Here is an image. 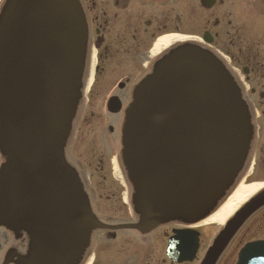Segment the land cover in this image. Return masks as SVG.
Wrapping results in <instances>:
<instances>
[{"label": "water", "instance_id": "obj_1", "mask_svg": "<svg viewBox=\"0 0 264 264\" xmlns=\"http://www.w3.org/2000/svg\"><path fill=\"white\" fill-rule=\"evenodd\" d=\"M84 33L76 0H8L0 17V226L26 234L22 264H74L97 225L62 156ZM246 138L242 103L214 59L197 48L165 59L137 86L122 129L136 227L196 221L234 175ZM263 204L264 192L232 219L204 264ZM176 235L183 241L189 232Z\"/></svg>", "mask_w": 264, "mask_h": 264}, {"label": "flooded vegetation", "instance_id": "obj_2", "mask_svg": "<svg viewBox=\"0 0 264 264\" xmlns=\"http://www.w3.org/2000/svg\"><path fill=\"white\" fill-rule=\"evenodd\" d=\"M79 2L88 35L87 69L90 67L92 74L83 106L84 110H94L97 114L91 112L89 118L83 116L78 122L69 157L82 181L90 183L99 177L96 188L91 183V189H86L92 213L106 228L92 232L78 264H173L160 244L172 227L160 229L156 239L149 237L150 234L143 236L113 229L131 220L119 198L122 192L112 191L105 185L109 175V185L114 184L111 154L120 116V112H114L115 102H120L121 108L128 102L133 87L159 59L160 51L164 50L163 39L190 37L194 34L192 29H199V42L228 64L246 96L256 132L254 166L259 164L256 169L259 172L263 165L259 173L264 177V0H215L210 9L201 7L200 0ZM194 10L198 14L193 16ZM244 12L253 20L252 26L260 30L246 28V23L241 21ZM204 34H207L209 45L203 41ZM158 48L160 50L156 51ZM88 75L86 71V81ZM104 120L110 122L107 126L106 122L104 124L103 130L106 128L108 133L105 137L101 133ZM88 169L94 174L88 175L85 172ZM244 228L236 235L239 241L247 235L256 236L249 234L254 231L251 227ZM8 256L12 258V253Z\"/></svg>", "mask_w": 264, "mask_h": 264}, {"label": "rangeland", "instance_id": "obj_3", "mask_svg": "<svg viewBox=\"0 0 264 264\" xmlns=\"http://www.w3.org/2000/svg\"><path fill=\"white\" fill-rule=\"evenodd\" d=\"M2 3V2H1ZM183 6V4H181V6L180 7H182ZM192 8H195V5H194V3H192ZM195 13L196 12H194V14H193V16L195 15ZM192 16V17H193ZM231 21H233V18H231L230 19ZM241 21H244V23H246V28L247 27H249V29H254V30H260V29H258V28H256L255 26H252V22H253V20L252 19H250V17H248L247 16V13L246 12H244L243 14H242V16H241ZM194 30V35H198V33H199V29L198 30H196V28L195 29H193ZM88 113H89V111H86V110H84V112H83V115L85 116V117H87L88 118ZM82 119V118H81ZM105 122H106V126H107V124L108 123H110V122H108V121H102L101 122V125H102V134L104 135V137H105V135L107 136V131H106V128L103 130V128L105 127L104 126V124H105ZM108 122V123H107ZM82 126V125H81ZM99 126V125H98ZM95 163V162H94ZM93 169H94V166H93ZM247 170L244 172V173H241L240 174V177H239V179L238 180H240L241 178H243L244 180L243 181H241L240 183H244V184H249V183H251V182H255L254 181V179L253 178H245V176L247 175ZM86 173L88 174V175H90V174H94V172L92 171H90V169H88V170H86ZM111 174H112V172H111ZM96 175H94V177H95ZM96 180H100L99 179V177H95V179H93V180H91V182L89 183L88 182V185H89V188L91 189V183H92V185H94V187L96 188V184H98V182L96 181ZM109 181H111L110 180V175H109V178L107 179V181L105 182V185L110 189V190H118V193H120L121 192V188H120V186L117 184V185H114V184H111L110 183V185H109ZM95 182V183H94ZM240 183H238V184H240ZM99 184H101L102 185V183L101 182H99ZM237 184V185H238ZM236 185V186H237ZM234 187L233 188V191L232 192H234L235 191V189L237 188V187ZM116 187V188H115ZM116 190V191H117ZM100 191H102V190H100ZM107 192H109L108 190H107ZM100 193V192H99ZM232 194V193H231ZM100 195H102L101 193H100ZM262 218V216L260 217V219ZM258 226H261V227H258L257 229H263L264 228V220L262 221V222H260V221H258ZM256 229V230H257ZM198 231H200L201 233H202V236H203V239H202V245H203V250L205 249V247L207 246V244H208V240H209V238L211 237V235H212V233L213 232H216L217 230H216V228L214 227V226H206V225H202V226H200L199 228H198ZM263 231V230H262ZM264 232V231H263ZM261 233L262 235L261 236H264V233ZM156 237H157V235H155V234H153V238L154 239H156ZM161 243H162V240H161ZM160 243V244H161ZM163 245H164V243H162V247H163ZM236 244H234V242H231L230 243V245L228 246V250L226 251V253L224 254V256H223V258H222V260H221V262L219 263V264H233V260H234V255H235V252H236ZM203 253V251L201 252V254ZM161 254V253H160Z\"/></svg>", "mask_w": 264, "mask_h": 264}, {"label": "bare ground", "instance_id": "obj_4", "mask_svg": "<svg viewBox=\"0 0 264 264\" xmlns=\"http://www.w3.org/2000/svg\"><path fill=\"white\" fill-rule=\"evenodd\" d=\"M163 45L169 43L168 39L162 40ZM156 49V51H158ZM261 185L251 184L244 185L240 184L235 191L230 195L226 201L221 205V207L213 213L209 218H207L204 223L210 225H222L223 222L241 205L247 198H249L254 192H256Z\"/></svg>", "mask_w": 264, "mask_h": 264}]
</instances>
